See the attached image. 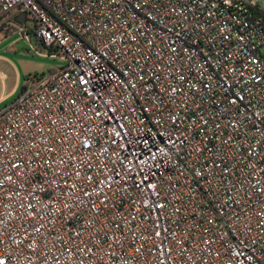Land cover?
I'll list each match as a JSON object with an SVG mask.
<instances>
[{"label": "built area", "instance_id": "built-area-1", "mask_svg": "<svg viewBox=\"0 0 264 264\" xmlns=\"http://www.w3.org/2000/svg\"><path fill=\"white\" fill-rule=\"evenodd\" d=\"M2 16L65 65L0 110V264H264V0Z\"/></svg>", "mask_w": 264, "mask_h": 264}, {"label": "rangeland", "instance_id": "rangeland-1", "mask_svg": "<svg viewBox=\"0 0 264 264\" xmlns=\"http://www.w3.org/2000/svg\"><path fill=\"white\" fill-rule=\"evenodd\" d=\"M32 28L29 23L27 30L32 32ZM17 29L13 27L12 32L0 36V99L9 96L0 100V110L17 99L28 78L48 74L65 65L61 53L42 48L33 34L27 38ZM52 53L56 57H51Z\"/></svg>", "mask_w": 264, "mask_h": 264}, {"label": "trees", "instance_id": "trees-1", "mask_svg": "<svg viewBox=\"0 0 264 264\" xmlns=\"http://www.w3.org/2000/svg\"><path fill=\"white\" fill-rule=\"evenodd\" d=\"M19 18L20 17H16V20H17V22L19 21ZM8 20H7V17L6 16H2V17H0V36L3 34V33H10V32H12V31H5L4 30V27L6 26V22H7Z\"/></svg>", "mask_w": 264, "mask_h": 264}, {"label": "crops", "instance_id": "crops-1", "mask_svg": "<svg viewBox=\"0 0 264 264\" xmlns=\"http://www.w3.org/2000/svg\"><path fill=\"white\" fill-rule=\"evenodd\" d=\"M7 96H8V95H7ZM7 96H3V97H1V99L3 100V99H5V98H7ZM8 97H9V96H8ZM1 99H0V100H1ZM2 100H1V101H2Z\"/></svg>", "mask_w": 264, "mask_h": 264}, {"label": "water", "instance_id": "water-1", "mask_svg": "<svg viewBox=\"0 0 264 264\" xmlns=\"http://www.w3.org/2000/svg\"><path fill=\"white\" fill-rule=\"evenodd\" d=\"M19 21H20L21 23H23L22 17L19 18Z\"/></svg>", "mask_w": 264, "mask_h": 264}]
</instances>
